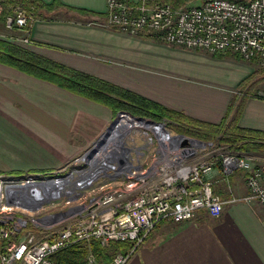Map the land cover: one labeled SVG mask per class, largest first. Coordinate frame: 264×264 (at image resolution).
<instances>
[{
	"label": "crops",
	"instance_id": "1",
	"mask_svg": "<svg viewBox=\"0 0 264 264\" xmlns=\"http://www.w3.org/2000/svg\"><path fill=\"white\" fill-rule=\"evenodd\" d=\"M42 1L49 6L39 7L31 25H0V36L191 117L220 122L239 82L251 73L246 67L232 85L213 81L200 65L224 59L102 25L107 0ZM116 116L105 104L0 62V177L63 170ZM238 124L264 131V95L244 100ZM247 155L264 164V152ZM211 176L214 192L225 201L222 213L202 209L193 220L160 222L127 264H264V206L230 201L248 194L246 171L224 176L216 168Z\"/></svg>",
	"mask_w": 264,
	"mask_h": 264
},
{
	"label": "built area",
	"instance_id": "2",
	"mask_svg": "<svg viewBox=\"0 0 264 264\" xmlns=\"http://www.w3.org/2000/svg\"><path fill=\"white\" fill-rule=\"evenodd\" d=\"M2 13L0 0V16ZM35 20L21 6H15L4 23L10 30L24 29ZM101 24L210 54L234 52L245 60L255 58L264 68V0H204L187 6L160 0H107V14ZM123 116L139 119L121 111L99 149L111 143V133ZM139 120L144 123L131 125L105 159L99 158V149L91 156L86 155L88 151L81 156L79 160H85L87 166L78 170L80 176L67 173L51 178L56 172H46L22 177L21 182L7 185L5 192L0 186V264H65L51 256L73 243L92 239L102 245L132 242L131 249L116 253L109 263L127 264L160 222L193 220L202 209L212 216L222 213L225 201L214 192L211 176L216 168L224 176L238 169L246 171L248 194L230 201L257 200L264 206L263 163L226 150L227 146L186 139L169 130L165 121ZM139 125L148 127L143 131V141L135 139L128 145V132ZM86 174L88 179H83ZM57 180L62 183H55ZM89 183L97 184V189L85 195L80 189ZM10 187L19 190L11 195ZM17 194L27 201L14 200ZM46 198L53 205H60L61 198L68 204L77 203L59 211L57 205L56 211L38 215L45 209ZM67 203L61 202L63 206ZM28 224L37 231L26 230ZM39 226L46 232L43 237L38 235ZM86 264H98L91 249Z\"/></svg>",
	"mask_w": 264,
	"mask_h": 264
},
{
	"label": "trees",
	"instance_id": "3",
	"mask_svg": "<svg viewBox=\"0 0 264 264\" xmlns=\"http://www.w3.org/2000/svg\"><path fill=\"white\" fill-rule=\"evenodd\" d=\"M1 1L3 3V13L0 16V25H5L6 16L12 12L15 6H21L35 18H37L36 14L39 7L49 6L42 0ZM160 1L181 6L189 0ZM31 24L29 22V25ZM145 35L150 36L148 34ZM236 55L242 58L239 54ZM213 56L221 58L224 54H213ZM251 61L255 62L256 59L254 58ZM0 62L27 74L50 81L70 92L105 104L113 110L115 115L125 111L136 117H145L157 122L165 121L169 127L179 134L211 142L215 146H227L229 149L244 155L264 152V131L243 128L238 124L244 100L249 96H263L258 93L247 92L243 96L240 95V92L237 93L234 95L224 118L218 123H213L168 108L108 80L43 56L23 44L3 36H0ZM255 75L253 73L246 77V80L255 79L254 84L264 80L261 77H255ZM240 86L237 87L238 90H241ZM11 174L20 176L22 173L13 171ZM26 229L37 231L36 227L31 224H28ZM1 245L2 243L0 242ZM132 246L133 243L129 241H110L107 245H102L100 240L92 239L89 243H73L60 249L51 257L65 264H86L87 255L89 249H91L96 256L98 264H109L116 253H126Z\"/></svg>",
	"mask_w": 264,
	"mask_h": 264
},
{
	"label": "rangeland",
	"instance_id": "4",
	"mask_svg": "<svg viewBox=\"0 0 264 264\" xmlns=\"http://www.w3.org/2000/svg\"><path fill=\"white\" fill-rule=\"evenodd\" d=\"M201 3H202V0H189L182 5H184V6L199 5ZM0 32H1V30H0ZM196 51L205 52V53L211 55L210 53L203 51V50H196ZM220 59H224V60H221V62L216 63V64L214 63L213 65H211V64L210 65H200L202 68L207 69L206 72L211 75V80H213V81H216V79H218V81L220 80V81H222V83L232 85V83L237 79V77L239 75H243L246 67L251 70V73L248 76L255 73L256 74L255 77H261L264 79V68H262L260 66V64H258L256 61L253 62L251 60H244V59L240 58L238 55L234 54V52H229L227 54L225 53L224 56L221 57ZM195 70L197 73L202 72L198 66L195 67ZM245 73L247 74V72H245ZM248 76H246V77H248ZM246 79L247 78L243 79L244 82H242V81L239 82V84H238L239 86H240V83L242 82V84L240 86L241 90L235 89V93H234L235 95L239 92H240L241 96H243L247 92L258 93L259 95H264V80L254 84L255 79L254 80H246ZM239 86H237V87H239ZM167 128L171 131H174L173 129L169 128L168 126H167ZM147 129H148V127L144 126V125L135 126V128L131 129L127 134V137L125 139L127 142L129 141L127 144L129 145V143L133 140L135 141V139L137 142H142L143 138H144L143 131L147 130ZM226 150H230V149L227 148ZM79 158H81V157H78L75 160L70 161L68 163V165L66 166V168H64L63 170H60L59 172H56V173L50 175V177L56 178L58 176H65V175H67V173H73L74 176H80V174H79L80 172H78V170L84 169L87 166V164H86L85 160L82 161V160H79ZM21 180H23L22 177H19V178L0 177V186H2V191L5 192V188L7 185L19 183V182H21ZM91 183L86 184V186L82 187V189H80V191H82L83 194L87 195V194H89V192H92V189L96 190L97 184H91ZM63 200L67 203V201H66L67 199L61 198L58 201L60 203V205H58L57 203L55 205H53V203H51L52 202L51 199H48V200H47V198L44 199L43 205H44L45 209L39 211L37 214L43 215L44 213H46L48 211L52 212V211H56L57 209H58V211L59 210H65V209H68L71 205L77 203V201L75 200V201H72V203H69V204L67 203L66 205L63 206V204H61V202H63ZM84 200H86V198H84ZM6 201L7 200L5 198L4 202H6ZM57 205H58L57 209H54V207ZM15 210H17V209H14V211ZM34 227H36V226H34ZM40 227L41 226L38 227V229H39L38 235H39V237H43L46 235V232L42 227L41 228ZM26 230H28V229H26Z\"/></svg>",
	"mask_w": 264,
	"mask_h": 264
},
{
	"label": "bare ground",
	"instance_id": "5",
	"mask_svg": "<svg viewBox=\"0 0 264 264\" xmlns=\"http://www.w3.org/2000/svg\"><path fill=\"white\" fill-rule=\"evenodd\" d=\"M135 123L143 124L144 122L139 120V119L131 118L130 116L121 117L119 119V121H118L117 126L114 128L113 132L111 133V135H112L111 143L109 142L110 144H108L105 148L99 149V151H100L99 155H98L99 158L105 159L107 154L111 153L110 150H112V148H113L112 146L116 147V140H118V138L121 139L123 134L131 127V125H133ZM70 178H71V176L68 177V179H70ZM82 178L83 179H85V178L88 179V175L86 174V175L82 176ZM55 183L61 184L62 181L61 180H57V181H55ZM46 184L47 183H44L43 187L46 186ZM39 186H41V185H39ZM18 190L19 189L15 188V187H10L9 193L11 195H13L16 192H18ZM16 198H20V196H18V194H17V196H15L14 200H16ZM18 200H20L22 202H26L27 201V200H21V198L18 199Z\"/></svg>",
	"mask_w": 264,
	"mask_h": 264
},
{
	"label": "water",
	"instance_id": "6",
	"mask_svg": "<svg viewBox=\"0 0 264 264\" xmlns=\"http://www.w3.org/2000/svg\"><path fill=\"white\" fill-rule=\"evenodd\" d=\"M120 113V112H119ZM118 113V114H119ZM117 114V116H118ZM117 116L115 117V119L113 120V122L111 123V125L109 126V128L106 130V132H104V134L98 138L94 144L92 145V147L88 150V152L86 153V155H93L95 154L96 151H98V149L104 144L105 140H106V136L109 132V130L111 129V127L116 123L117 121ZM139 119H143V117H137ZM163 123V122H162ZM186 139H189L190 137L186 136V135H183Z\"/></svg>",
	"mask_w": 264,
	"mask_h": 264
}]
</instances>
